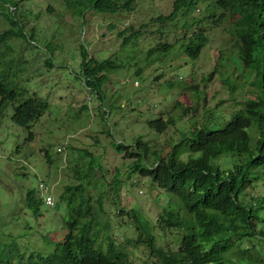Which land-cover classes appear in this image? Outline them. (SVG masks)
Instances as JSON below:
<instances>
[{"label":"trees","instance_id":"obj_1","mask_svg":"<svg viewBox=\"0 0 264 264\" xmlns=\"http://www.w3.org/2000/svg\"><path fill=\"white\" fill-rule=\"evenodd\" d=\"M61 2L64 11L53 15L50 40L46 48L38 49L33 45L35 31H27L21 20L29 12L21 10L19 15L18 3L0 0V16L8 27L0 34V118L8 104L24 94L8 81L11 72L23 73L22 54L32 58L44 50L50 57L45 66H53V52L62 47L54 40L66 30L65 15L72 17L67 26L71 30H82L87 13L92 12L109 20L105 29L112 32L120 20L106 16L131 12L136 4V0ZM34 18L38 20L39 15ZM146 23L161 36L164 31L172 33L176 41L152 45ZM146 23L117 32L121 39L117 51L102 60L89 57L81 41L79 72L74 77L91 93L92 101H98L94 110L106 127L103 133L111 137L114 153L122 154L127 164L110 170L100 156L69 148V139L62 142L63 148H56L59 164L63 152L66 156L69 150L66 160L75 179L72 185L56 188L67 209L62 241L42 236L43 247L30 253L14 243L11 247L0 244V264H264V0H174L168 15H157ZM224 25L228 39L220 32L218 59L202 83L216 79L228 96L209 106L204 91L200 95L196 86H187L182 99L191 100L190 106H183L172 94L171 110L165 108L146 119L151 140L143 134L117 140L107 122L120 107L103 90L110 75L128 66L141 81L144 70L168 58L176 46V55L185 56L193 66L205 49L213 47L215 33ZM231 65L239 67L241 77L252 78V83L225 77V69ZM162 77L159 74L152 81ZM147 78L150 81V75ZM176 81L159 82L158 89L166 92L179 84ZM47 109L45 99L27 94L13 106L10 119L27 130V140L32 141L30 129ZM170 129L178 132V138L166 143V151L159 138ZM43 151L50 165L48 151ZM74 152L77 159L71 161ZM141 178L149 180L148 190L156 193L155 201L165 198L164 203H157L159 213L154 221L140 209L121 206V191L128 192ZM258 187L262 195L247 193ZM39 189L37 194L29 190L23 205L35 218L40 217L38 206L43 202L40 192L50 194L45 181H40Z\"/></svg>","mask_w":264,"mask_h":264},{"label":"rangeland","instance_id":"obj_2","mask_svg":"<svg viewBox=\"0 0 264 264\" xmlns=\"http://www.w3.org/2000/svg\"><path fill=\"white\" fill-rule=\"evenodd\" d=\"M14 2L19 4L17 14L21 15L19 13L21 10L29 12V16L21 20L24 21L27 31L30 28L35 31L33 45L38 49L46 48L47 41L50 40L48 36L54 20L53 15L64 11L61 0H14ZM172 2L173 0H136L132 12L106 16L120 20L114 24L115 31L112 32L105 29L110 21L92 12L87 13L86 25L82 26V30H71L67 26L72 21V17L69 14L65 15L63 21L66 30L59 40H54L62 43V47L55 48L54 63L50 69L45 66V61L50 57H47L44 50L32 58L22 54L23 73L11 72L8 81L16 85V89L24 94L14 103L8 104L0 118V244L2 246L11 247L14 243L22 251L30 253L43 247L42 236H47L51 241H62L65 232L61 227L67 219V209L65 201H60V193L56 188L75 183L70 165L66 160L69 150L66 156L63 152L62 162L59 164L60 157L56 153V148L62 142L65 143L69 139V148L85 149L100 156L103 166L110 170L122 169L127 164L128 161L122 157V154L114 153L110 145L111 137L103 133L106 127L99 122L98 111L94 110L98 106V101L96 99L92 101L94 98L86 87L74 80L79 72V43L83 41L82 44L88 49L89 57L102 60L117 51L121 41L116 37L117 32L129 25L137 28L141 23H146L157 15H168L172 10ZM5 6L13 10L10 3L6 2ZM48 7L52 11H49ZM36 15H39L38 20L34 18ZM47 17L50 21H47ZM144 25L151 31V36L148 38L152 45L159 41L162 43L176 41L172 33L164 31L161 36L152 24ZM7 28L0 16V34ZM220 32L223 39H228L227 25H224L215 33L211 43L213 47L205 49L194 61L196 63L193 66L185 56L176 55L179 49L176 46L175 51L168 58L144 70L141 81L132 75L128 66L126 70L110 75V81L103 90L106 98L110 99L113 96L120 107L107 122V127L112 130L117 140L132 139L140 134L151 140L145 126L146 119L154 118L157 112L165 108L171 110L172 94L176 95V99L180 100L183 106H190L191 100L182 99L188 91L184 90L187 86H196L200 95L204 91L205 104L209 106H212L217 99L228 96L226 89L219 86L218 80L202 83L203 78L212 71L218 59ZM37 52L40 51L37 50ZM39 69L43 71L41 74H38ZM225 70V77L235 76L239 79L238 83H243L245 80L252 83V78L247 80L241 77L240 69L235 65ZM159 74H163L162 79L153 82L154 77ZM148 75H150V81L147 78ZM165 80L172 82L178 80L179 84L164 92L162 88L158 89L157 85ZM117 89H120V92ZM26 93H36L48 103V109L30 129L33 133L32 141L27 140L28 131L17 127L10 119L13 106L21 103L26 98ZM127 97L132 100V103ZM239 102L234 104L238 105ZM136 103H139L138 106H135ZM85 104L88 105L87 108L80 110ZM103 109L106 110L104 107ZM93 110L97 112L96 120ZM76 113H79L80 117L79 114L75 117ZM121 115H124V118ZM179 125L180 123L177 124ZM177 133L174 129H170L159 138L166 151L169 148L166 143L171 139H177ZM44 148L47 149L53 162L50 165L44 156ZM70 159L71 161L77 159V152H74ZM83 160L85 161L86 158ZM218 163L222 164V161ZM136 180L137 182H134V186L128 192L121 191V206L124 209H140L151 221H154L159 213L157 203L159 201L161 204L164 203L165 198L155 201L156 193L148 190L149 180L147 178ZM40 181L46 182L55 204L50 208L42 202L38 206L40 217L35 218L30 211L23 209V205L29 190H33L35 194L38 193ZM247 193L256 196L262 195L263 191L258 187ZM34 208L35 206L32 207Z\"/></svg>","mask_w":264,"mask_h":264},{"label":"clouds","instance_id":"obj_3","mask_svg":"<svg viewBox=\"0 0 264 264\" xmlns=\"http://www.w3.org/2000/svg\"><path fill=\"white\" fill-rule=\"evenodd\" d=\"M173 2H174V0H173ZM172 2V3H173ZM132 12V11H131ZM58 147H60L61 149L63 148V143H61V144H59L58 145ZM47 198H50L51 199V204H48L47 203V201H46V199ZM42 201H43V203L45 204V206H47V207H53L54 206V197L52 196V193L50 192V194L49 195H44V194H42ZM62 229H63V227H61ZM63 231L65 232V230L63 229ZM65 235V234H64Z\"/></svg>","mask_w":264,"mask_h":264},{"label":"built area","instance_id":"obj_4","mask_svg":"<svg viewBox=\"0 0 264 264\" xmlns=\"http://www.w3.org/2000/svg\"><path fill=\"white\" fill-rule=\"evenodd\" d=\"M46 201H47L48 204H51V199L50 198H47Z\"/></svg>","mask_w":264,"mask_h":264}]
</instances>
